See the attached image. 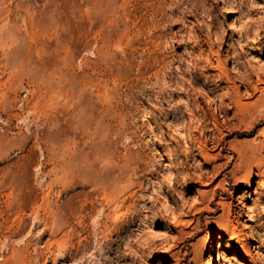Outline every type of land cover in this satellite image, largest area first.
<instances>
[{
	"label": "rangeland",
	"instance_id": "rangeland-1",
	"mask_svg": "<svg viewBox=\"0 0 264 264\" xmlns=\"http://www.w3.org/2000/svg\"><path fill=\"white\" fill-rule=\"evenodd\" d=\"M210 252L264 264V0H0V264Z\"/></svg>",
	"mask_w": 264,
	"mask_h": 264
},
{
	"label": "bare ground",
	"instance_id": "bare-ground-1",
	"mask_svg": "<svg viewBox=\"0 0 264 264\" xmlns=\"http://www.w3.org/2000/svg\"><path fill=\"white\" fill-rule=\"evenodd\" d=\"M229 3V2H228ZM231 4L232 3H234V1H232V2H230ZM248 14H250V13H248ZM250 29H251V26L250 25H245L244 27H242L241 28V30L239 31V34L241 35V36H243V35H248L249 33H250ZM260 36V33H258L255 37L256 38H258ZM230 38V37H229ZM260 38V37H259ZM227 40V39H226ZM229 40V39H228ZM231 40V39H230ZM227 42V41H226ZM225 46V41L223 40V39H221L220 41H219V47H220V49L222 50L223 49V47ZM242 57V54L241 53H239L238 55H237V58H241ZM253 239V237H252V235L250 234V233H248V234H246V238L244 239V241H249V240H252ZM214 256H213V253L212 252H210V254H209V263L208 264H215V262H214Z\"/></svg>",
	"mask_w": 264,
	"mask_h": 264
}]
</instances>
